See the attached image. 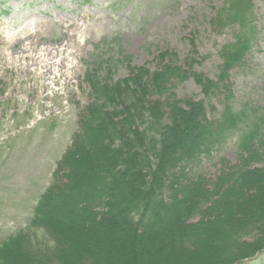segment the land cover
<instances>
[{
  "label": "trees",
  "instance_id": "1",
  "mask_svg": "<svg viewBox=\"0 0 264 264\" xmlns=\"http://www.w3.org/2000/svg\"><path fill=\"white\" fill-rule=\"evenodd\" d=\"M254 21L253 0H228L210 18L215 30L238 26L216 78L196 70L194 38L183 62L160 50L153 70L119 41L114 56L88 63L78 131L27 225L1 240L0 264H241L263 253L264 115L235 107L230 79L248 59ZM191 78L221 110L177 96L174 84ZM235 135L238 160L221 158L214 180L186 171ZM35 228L51 245H36Z\"/></svg>",
  "mask_w": 264,
  "mask_h": 264
},
{
  "label": "rangeland",
  "instance_id": "2",
  "mask_svg": "<svg viewBox=\"0 0 264 264\" xmlns=\"http://www.w3.org/2000/svg\"><path fill=\"white\" fill-rule=\"evenodd\" d=\"M227 1L0 0V242L27 225L78 131L79 112L90 100L88 63L114 56L119 41L137 64L153 70L160 50L175 51L183 62L194 38L204 57L196 70L216 78L220 49L238 32L236 25L215 30L209 23ZM253 15L256 38L230 79L235 107L264 115V0H253ZM114 73L125 76L126 66ZM173 90L180 98L206 100L192 78ZM206 101L222 109L220 100ZM237 143L238 136L230 137L186 171L211 182L221 158L237 162ZM33 231L38 247L51 245L43 229ZM241 264H264V252Z\"/></svg>",
  "mask_w": 264,
  "mask_h": 264
},
{
  "label": "bare ground",
  "instance_id": "3",
  "mask_svg": "<svg viewBox=\"0 0 264 264\" xmlns=\"http://www.w3.org/2000/svg\"><path fill=\"white\" fill-rule=\"evenodd\" d=\"M63 66H64V64H63Z\"/></svg>",
  "mask_w": 264,
  "mask_h": 264
}]
</instances>
